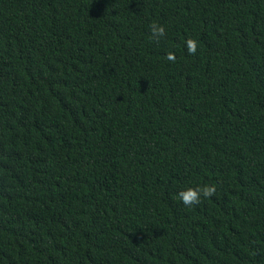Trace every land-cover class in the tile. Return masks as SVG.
<instances>
[{
    "label": "trees",
    "instance_id": "16d2710c",
    "mask_svg": "<svg viewBox=\"0 0 264 264\" xmlns=\"http://www.w3.org/2000/svg\"><path fill=\"white\" fill-rule=\"evenodd\" d=\"M0 264H264V0H0Z\"/></svg>",
    "mask_w": 264,
    "mask_h": 264
},
{
    "label": "clouds",
    "instance_id": "9594fccd",
    "mask_svg": "<svg viewBox=\"0 0 264 264\" xmlns=\"http://www.w3.org/2000/svg\"><path fill=\"white\" fill-rule=\"evenodd\" d=\"M150 30L152 33V37L155 39L162 38L165 35V28L162 25L153 23L152 25H150ZM187 50L190 54L196 51L195 41L190 40L187 42ZM168 59L170 60L174 59L173 54L169 53ZM215 191H216L215 186H208V185H205L202 188L201 187H197L195 189L188 188L184 191H181L178 194V198L184 206L191 207L198 204L201 198L211 197L212 195H214Z\"/></svg>",
    "mask_w": 264,
    "mask_h": 264
}]
</instances>
